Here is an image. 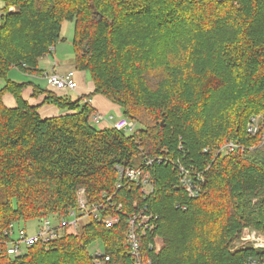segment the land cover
I'll use <instances>...</instances> for the list:
<instances>
[{
	"label": "trees",
	"instance_id": "1",
	"mask_svg": "<svg viewBox=\"0 0 264 264\" xmlns=\"http://www.w3.org/2000/svg\"><path fill=\"white\" fill-rule=\"evenodd\" d=\"M2 1L0 234L13 222L66 217L81 186L91 202L114 194L116 164L175 157L180 144L188 161L206 169V180L190 198L177 169L155 161L150 197L134 184L114 195L122 203L118 224L67 227L20 257L0 253V264H95L88 250L95 241L109 264H135L127 221L146 204L158 225L141 238L144 260L244 264L256 253L230 247L245 227L264 231V142L246 133L250 117L264 115V0ZM65 20L75 21L74 65L89 71L94 91L74 100L34 85L33 95L46 96L32 104L23 97L30 82L11 80L9 72L40 73L39 59L61 40ZM6 93L15 106L5 103ZM97 94L142 127L131 133L96 127L90 118L97 108L83 100ZM44 104L63 112L43 116ZM227 139L245 148L217 154ZM155 236L162 244L151 249Z\"/></svg>",
	"mask_w": 264,
	"mask_h": 264
},
{
	"label": "built area",
	"instance_id": "2",
	"mask_svg": "<svg viewBox=\"0 0 264 264\" xmlns=\"http://www.w3.org/2000/svg\"><path fill=\"white\" fill-rule=\"evenodd\" d=\"M48 84L53 89L76 91L78 82L75 77V70L71 69L65 72H48L45 74ZM91 103L90 100H83ZM93 124H102L104 127H113L117 130H123L130 133L136 131V122L126 116L115 118L100 111H95L90 118ZM246 133L250 136L258 135L264 142V115L262 113L254 114L250 117L246 125ZM253 146H250V148ZM245 145L240 140L227 139L217 149V154H228L234 151L242 150ZM179 151L181 155H160L156 157H145L132 165L116 164L115 168L118 174L116 191L114 194L104 193L102 199L97 202H91L88 199L86 188L81 186L77 191L76 207L71 208L66 217L54 219L45 217L37 220L34 230H29L27 224L24 226L19 222H13L0 234V253H7L10 257L16 258L25 254L29 247L36 243H48L63 234L67 227L77 230L81 222L86 223L96 220L107 227H112L121 221V215L118 210L122 208V203L114 201V195L118 190L127 185H136L142 189L144 199L150 197L155 191V184L152 177V165L155 161L171 164L180 175V185L186 190L190 198L198 197L205 184V170L195 166L191 160L188 161L185 148L180 144ZM168 151V150H167ZM207 151V148L204 149ZM177 207L187 209L186 205L176 204ZM108 211H111L108 213ZM157 215L151 211L148 204L140 207L137 211L128 217V243L131 247V253L134 256L135 264H153L151 260H144V253L141 249V238L148 233H153L158 225ZM85 223V224H86ZM160 238L155 236V241L149 242V247L158 248ZM253 249L256 253L250 255L244 264H264V231L255 227H246L244 234L233 242L232 250ZM103 251L92 253L95 264H109V256L102 257Z\"/></svg>",
	"mask_w": 264,
	"mask_h": 264
},
{
	"label": "rangeland",
	"instance_id": "3",
	"mask_svg": "<svg viewBox=\"0 0 264 264\" xmlns=\"http://www.w3.org/2000/svg\"><path fill=\"white\" fill-rule=\"evenodd\" d=\"M4 2L2 0H0V11L3 9L4 7ZM74 30H75V21H70V20H65L64 23H63V26H62V30H61V40L56 44V47H55V51L53 52L55 54V56L57 57V59H61V62L62 63H67V64H71L73 65L74 64V46H73V39H74ZM53 54V55H54ZM50 59L53 61V56L50 55V56H47L46 59ZM44 70H47L49 72H53V69H51V66H48V65H43L42 67ZM72 69H75L76 71H78V73H82V75H86L83 79V82L86 83V84H89V82L92 84V88H91V91L88 92V93H91L94 91V83L92 81V78H91V75L89 73V71H79L76 69V67L72 68ZM59 72V71H57ZM20 76L18 80H16L17 82H26V81H29V80H33L34 82H38L42 85V87L44 88L45 86H47V81H46V77L44 76H41L42 78L38 77V75H36V77L34 76H31L29 74H26L25 72H23L22 70H20L19 68L17 67H13L10 72H9V75L8 77L11 79L10 76ZM46 79H44V78ZM15 80V79H14ZM37 80V81H36ZM5 82L4 79H0V87L3 85V83ZM49 86V85H48ZM49 89H51V87L49 86L48 87ZM53 90V89H51ZM56 90H59V89H56ZM55 90V91H56ZM57 92H60L61 95H70L74 100H76L78 97H77V91H66V90H59ZM86 93V94H88ZM98 95V94H97ZM98 96H103V95H98ZM97 97V96H96ZM104 97V96H103ZM93 98H95V96H93ZM56 109H58V113L62 112V109L56 107ZM120 109L118 110V108L116 109H113L112 112L108 115H113L115 118H119L121 116H124L122 110H121V113H119ZM137 111V110H136ZM101 112V111H100ZM41 113V112H40ZM138 114H144L145 116L149 117V114L148 113H145V112H142L141 110H138L137 111ZM43 116H47L44 112L41 113ZM106 114V113H105ZM48 116H51V115H48ZM129 118V117H128ZM131 119V118H129ZM132 121L136 122L134 119H131ZM96 127L98 128H103L104 126L102 124H94ZM142 126L136 122V129H140ZM132 132V131H131ZM130 132V133H131ZM86 222L83 221L80 223V225H84ZM23 225L24 224H27V228L29 230H34V228L36 227L37 225V219L36 220H31V221H28L27 223H25L24 221H19V226L20 225ZM246 227L242 230L240 236L238 238H240L243 234H244V231H245ZM161 244H162V241H158V248L161 247ZM233 249V245H231L230 247V250ZM88 250L89 252L92 253H95V252H99V251H103V245L100 241H95L93 242L89 247H88Z\"/></svg>",
	"mask_w": 264,
	"mask_h": 264
},
{
	"label": "crops",
	"instance_id": "4",
	"mask_svg": "<svg viewBox=\"0 0 264 264\" xmlns=\"http://www.w3.org/2000/svg\"><path fill=\"white\" fill-rule=\"evenodd\" d=\"M54 51H55V48L53 49V51H52L51 54L45 55V56H43V57H41L39 59V69L41 70L40 73H37V74L36 73H27V72H25V73L26 74H29L31 76H34V77H36V75H38V77L42 78L41 76H44L45 77V74L49 72V71L44 70L42 68L43 65L51 66V69H53V71H59V72H65V71L71 70L72 68L75 67L74 64L71 65V64H67V63H62L61 62V59L58 60L57 57L55 56V54L53 53ZM50 55L53 56V58H54L53 61L50 60L49 58L46 59V57L47 56H50ZM85 76L86 75H82V73H78V71L75 70V77H76V80L78 82V89L76 90L77 91L76 93H77V97L78 98L79 97H82V95H85L86 93L90 92L91 91V88H92V84L90 82H89V84H86V83L83 82V79H84ZM10 77H11V80H14L15 79L14 81L20 79L19 78L20 76H16V75L15 76L14 75L13 76L11 75ZM44 79H46V78H44ZM46 81H47V79H46ZM28 82H30V85L26 86L23 89V97L26 100H28L30 103H32V104L41 105L42 102H43V100H44V98H45V96H46V94L43 93V94H40V95H33V93H34L33 86L36 85V86H38L41 89L48 90L49 89L48 88L49 87L48 86L49 85L48 84V81H47V84L48 85L45 86L44 88L42 87V85L40 83L34 82L32 79L29 80V81H26L25 83H28ZM4 83H3V85H4ZM19 83H24V82H19ZM98 95H100V94H98ZM98 95H95V98H91L92 105L95 106L98 111H101V112L106 113V114L107 113L110 114L113 109L118 108V110L120 109L119 113H121V108L118 105H116L113 102H111L105 96L103 97V96H98ZM68 96L71 97L69 94H68ZM4 101H5V103L8 106H15L17 104V101H16L15 97L11 93H6L5 94ZM39 111L41 113L44 112L47 116L48 115H51L52 116V115H58V114H60V112L58 113V109H56V106H54V105L44 104V105H42L40 107Z\"/></svg>",
	"mask_w": 264,
	"mask_h": 264
},
{
	"label": "water",
	"instance_id": "5",
	"mask_svg": "<svg viewBox=\"0 0 264 264\" xmlns=\"http://www.w3.org/2000/svg\"><path fill=\"white\" fill-rule=\"evenodd\" d=\"M162 124H164V121H162Z\"/></svg>",
	"mask_w": 264,
	"mask_h": 264
}]
</instances>
